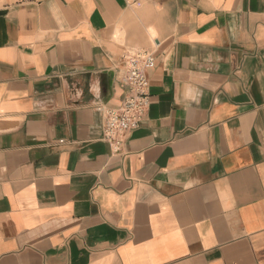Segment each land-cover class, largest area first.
<instances>
[{"label":"crops","instance_id":"0c3cea01","mask_svg":"<svg viewBox=\"0 0 264 264\" xmlns=\"http://www.w3.org/2000/svg\"><path fill=\"white\" fill-rule=\"evenodd\" d=\"M0 264H264V0H0Z\"/></svg>","mask_w":264,"mask_h":264},{"label":"built area","instance_id":"2783aa9c","mask_svg":"<svg viewBox=\"0 0 264 264\" xmlns=\"http://www.w3.org/2000/svg\"><path fill=\"white\" fill-rule=\"evenodd\" d=\"M122 84L126 89L120 108L98 107L104 116L103 140L115 152L123 149L128 135L140 127L150 109V71L156 66L152 50L129 49L123 55Z\"/></svg>","mask_w":264,"mask_h":264},{"label":"rangeland","instance_id":"374dc122","mask_svg":"<svg viewBox=\"0 0 264 264\" xmlns=\"http://www.w3.org/2000/svg\"><path fill=\"white\" fill-rule=\"evenodd\" d=\"M140 50H147V49H140Z\"/></svg>","mask_w":264,"mask_h":264}]
</instances>
